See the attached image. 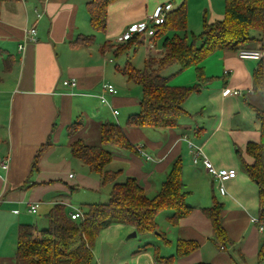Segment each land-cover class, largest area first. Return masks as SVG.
Instances as JSON below:
<instances>
[{"label":"crops","instance_id":"crops-1","mask_svg":"<svg viewBox=\"0 0 264 264\" xmlns=\"http://www.w3.org/2000/svg\"><path fill=\"white\" fill-rule=\"evenodd\" d=\"M89 1L21 0L0 7V48L4 50L0 63L4 65L6 56L13 62L10 70L5 71L4 66L0 69L4 131L0 135V159H9V168H0V264L15 263L20 225L48 226L46 215L57 204L65 205L70 213L98 202L96 196L106 187L98 174L90 173L82 161L72 156L71 146L77 140L100 146L105 123L118 124L137 149V153L111 149L114 159L109 170H122L120 182L136 178L146 194L154 197L172 164L180 158L182 180L189 192L185 202L193 211L176 226L170 225L165 216L167 225L164 230L159 228L166 233L168 244L157 234L130 242L138 235L125 237L135 231L133 227L110 224L95 242L97 264H161L155 249L158 247L163 257L173 256L178 240L196 241L200 249L172 264H237L234 257L243 264L257 261L264 243V233L252 222L258 218V187L244 171L242 158L251 163L246 146L260 141L256 110H262L264 103L255 91L253 74L260 63L264 67V36L252 33L257 41L250 47L262 52L260 60L240 59L235 51H217L203 61L205 76L212 80L185 102L188 115L176 128L157 132L129 128L126 121L140 111L141 98L134 95L131 82L121 73L123 68L110 66L113 62L108 56L112 53L102 52L101 46L107 41L116 44L117 37L129 26L145 21L159 6L170 4L175 9L184 1L188 28L194 18L192 30L199 32L204 22L211 24L224 18V0H122L109 7L105 32L92 29L86 7ZM31 27L36 28L37 41L25 42V30ZM100 33L105 39L96 47V35ZM90 35H95L94 42L83 45V38ZM140 42L146 47V57L162 53L160 40ZM150 44L155 48L151 49ZM167 70L164 76H169L164 74ZM72 79L77 82L75 87L64 86V81ZM196 82V69L190 68L180 80L171 79L169 84L191 87ZM103 83L112 84L118 91L106 95L110 106L101 104L97 97ZM122 86L126 87L123 92L119 89ZM224 88L239 90L240 95L224 97ZM76 123H81L82 129L70 136L68 127ZM188 140L201 148L217 170L236 171L234 178L222 181L225 195L202 162L194 163ZM47 142L49 146L33 172L34 157ZM107 188L109 198L111 188ZM215 201L223 204V225L234 243L221 250L213 242L211 222L201 211ZM32 205H38L36 213L29 212ZM37 214L41 219L33 220ZM103 233H107L104 240Z\"/></svg>","mask_w":264,"mask_h":264},{"label":"trees","instance_id":"trees-1","mask_svg":"<svg viewBox=\"0 0 264 264\" xmlns=\"http://www.w3.org/2000/svg\"><path fill=\"white\" fill-rule=\"evenodd\" d=\"M21 0H0V7L7 3H18ZM122 0H90L86 7L90 25L95 32L107 29L108 9ZM224 18L215 23H203L201 33L188 35V14L186 2L175 9H170L162 25L152 38L154 43L161 41L162 53L159 56L149 55L144 60L142 69L134 67L127 61L121 73L127 80L141 87L140 111L128 117L129 128L173 129L187 114L185 102L200 91L209 79L205 76L201 64L217 51L253 50L250 45L257 41L253 32L264 36V0H224ZM174 33L172 36L167 35ZM180 33H183L181 35ZM95 35L83 38V45L94 42ZM261 41V40H259ZM142 42L131 40L125 44L105 42L102 52H111L116 58L136 54ZM258 51V50H253ZM4 50L0 48V56ZM5 71L10 70L12 61L6 56ZM178 65L177 73L190 68L196 69L197 82L191 87L171 86L173 76H164L168 68ZM255 91L264 103V67L260 63L253 74ZM260 124V141L249 142L245 153L251 159L247 163L242 158V167L248 177L258 187V219L264 223V108L256 110ZM82 129L81 123L68 127V134L75 136ZM43 145L34 157L32 171H37L39 158L49 146ZM136 152L137 149L128 139L125 131L115 123H105L101 128V145L88 146L82 140L71 146V154L82 161L88 171L98 174L101 185L110 187L107 203L86 204L82 209L83 218L72 220L67 207L55 205L46 215L48 226L39 229L35 225L22 224L19 227L16 260L14 264H97L93 249L100 233L112 223L133 227L137 234H157L160 240L168 244L169 239L159 228L157 218L160 213L169 211L167 220L172 226L189 216L193 208L185 199L189 192L185 190L182 180V161L177 159L162 182L160 190L154 197H149L136 178H127L120 182L122 170H109L114 154L111 149ZM203 215L211 222L213 242L218 250L232 247L234 243L223 225V204L215 201L212 206L201 209ZM200 249V244L191 240H178L173 256L163 257L159 248L155 249L158 263L172 264ZM257 263L264 264V243L257 255ZM197 264H211L200 262Z\"/></svg>","mask_w":264,"mask_h":264},{"label":"built area","instance_id":"built-area-1","mask_svg":"<svg viewBox=\"0 0 264 264\" xmlns=\"http://www.w3.org/2000/svg\"><path fill=\"white\" fill-rule=\"evenodd\" d=\"M171 9L170 4L162 5L156 8L151 16H149L145 21L133 24L129 26L124 33L116 39V44H125L131 40L137 41H146L147 39L153 38L157 32L156 27L160 26L165 21V16L167 12ZM37 17L40 18L41 14H37ZM37 31L35 27H31L25 30V42H36L37 41ZM23 47L19 46L21 50ZM150 48L154 49V44H150ZM238 57L243 60L252 59V60H260L262 58L261 51H253V50H241L238 52ZM64 86L75 87L77 82L75 79L70 81H64ZM118 93L115 86L109 83H103L101 86V92L97 95L101 104L110 106V103L106 97V95H116ZM222 95L224 97L227 96H239V90H233L231 88H224L222 90ZM114 115H118V111H113ZM189 148L193 152L194 163L202 162L207 172L217 181L219 192L222 195L226 194L225 187L223 185V180L225 178H234L236 176V171L233 169L230 170H217L211 164L210 160L202 153L200 147L195 146L191 141H187ZM0 168L3 170H7L9 168V159H0ZM72 177V175H70ZM38 205H32L29 209V212L36 213ZM70 217L72 220H79L83 218V213L81 210H74L70 212ZM252 222L257 226L258 231L264 233V223H260L258 218H253Z\"/></svg>","mask_w":264,"mask_h":264},{"label":"rangeland","instance_id":"rangeland-1","mask_svg":"<svg viewBox=\"0 0 264 264\" xmlns=\"http://www.w3.org/2000/svg\"><path fill=\"white\" fill-rule=\"evenodd\" d=\"M192 20H193V22L191 23V27H189L188 28V35H189V38H190V40L192 39V33L193 34H195L196 36H198L200 33H201V31H202V28H203V26H202V24H201V30L199 31V32H193L194 30H192L193 28H192V25H194L195 24V21H194V18H191ZM196 21H198V19H196ZM192 31V32H191ZM174 33H171L170 35L172 36ZM181 35H183V33H180ZM97 36V40H96V42H97V45H96V47L98 46V44H100V43H102L103 41H104V39H105V37H104V34L103 33H100V34H97L96 35ZM160 47H161V42H160ZM146 54H147V52H146V47L145 46H142V47H140V49L138 50V52L136 53V54H133L132 52H130L128 55H122V56H120V57H118V58H116V57H114L112 54L111 55H109L108 56V58H110L111 60H112V64L110 65L112 68H114L116 65H119L121 68H123L124 66H125V64H126V61H130V63L134 66V67H136V68H138V69H142L143 68V66H144V60H145V58H146ZM3 66H5V65H2L1 63H0V69L3 67ZM178 69H179V66L178 65H174V66H172V67H170V68H168V70L166 71V73H164V74H169V76H173L172 77V80L173 79H175V80H180V78L184 75V73L186 72V71H184V72H181V73H177L178 72ZM184 78V77H183ZM183 78L181 79V80H183ZM131 86H132V88L136 91V94H134V95H136L137 97H140L141 98V96H142V90H141V87L140 86H138V85H135V84H133V83H131ZM173 86V85H172ZM177 87V86H176ZM181 87V86H180ZM119 89H121V91L123 92L124 90H126V87H120ZM125 93V92H124ZM122 117H123V114L121 115V117L119 118V120H120V123H121V119H122ZM152 131L151 132H153V130H154V132H157V129H151ZM3 133H4V131H3V119H0V135H3ZM153 134V136H156L157 137V133H152ZM147 155V154H146ZM156 179H157V177H156ZM107 187L106 188H104L103 190H102V193L101 194H99L98 196H96V199H98L97 201L99 202V203H107L108 202V200H109V198L107 197ZM153 195V194H152ZM151 197H153V196H151ZM169 213V211H164V212H162V213H160L159 214V216H158V218H157V221H158V223H159V225H160V227H161V229L162 230H164L165 229V227H166V225H167V223L165 222V216H167V214ZM32 218H33V220H35V219H41V217H40V214H37V215H34V216H32ZM35 225V224H34ZM39 229H43V228H45V227H47L46 225L45 226H43L42 227V224H38V226H37ZM135 231H133L132 233H128V234H126V238L129 236V235H132L133 233H134ZM106 235H107V233H103V235H102V238H103V240L104 239H106ZM146 238V237H145ZM142 240H144V235H141V234H138L137 235V237L136 238H133V239H131V240H129L130 242H137V241H142ZM231 254L233 255V253L231 252ZM234 258H236V262H237V264H243L242 262H239L238 260V257H234ZM247 264H258L257 263V261H255V260H253V261H248V263Z\"/></svg>","mask_w":264,"mask_h":264},{"label":"water","instance_id":"water-1","mask_svg":"<svg viewBox=\"0 0 264 264\" xmlns=\"http://www.w3.org/2000/svg\"><path fill=\"white\" fill-rule=\"evenodd\" d=\"M136 235H137V233L134 232V233L131 235V237H136Z\"/></svg>","mask_w":264,"mask_h":264}]
</instances>
